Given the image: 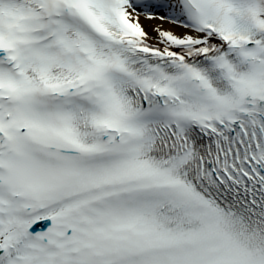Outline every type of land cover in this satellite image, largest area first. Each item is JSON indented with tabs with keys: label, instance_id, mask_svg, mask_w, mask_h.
I'll return each mask as SVG.
<instances>
[{
	"label": "snow or ice",
	"instance_id": "6c2138e0",
	"mask_svg": "<svg viewBox=\"0 0 264 264\" xmlns=\"http://www.w3.org/2000/svg\"><path fill=\"white\" fill-rule=\"evenodd\" d=\"M0 264H264V0H0Z\"/></svg>",
	"mask_w": 264,
	"mask_h": 264
},
{
	"label": "bare ground",
	"instance_id": "6f19581e",
	"mask_svg": "<svg viewBox=\"0 0 264 264\" xmlns=\"http://www.w3.org/2000/svg\"><path fill=\"white\" fill-rule=\"evenodd\" d=\"M142 25L144 26L146 31H150V33H153L152 28L154 25L160 23L159 21H148V20H141ZM165 27H168L167 24H165ZM180 31V30H177Z\"/></svg>",
	"mask_w": 264,
	"mask_h": 264
},
{
	"label": "rangeland",
	"instance_id": "374dc122",
	"mask_svg": "<svg viewBox=\"0 0 264 264\" xmlns=\"http://www.w3.org/2000/svg\"><path fill=\"white\" fill-rule=\"evenodd\" d=\"M155 36V35H154Z\"/></svg>",
	"mask_w": 264,
	"mask_h": 264
}]
</instances>
